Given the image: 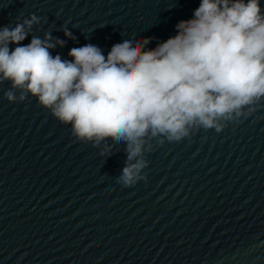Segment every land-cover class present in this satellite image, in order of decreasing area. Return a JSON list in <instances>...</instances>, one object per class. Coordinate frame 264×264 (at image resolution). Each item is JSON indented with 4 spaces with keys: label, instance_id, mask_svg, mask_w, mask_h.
<instances>
[{
    "label": "clouds",
    "instance_id": "clouds-1",
    "mask_svg": "<svg viewBox=\"0 0 264 264\" xmlns=\"http://www.w3.org/2000/svg\"><path fill=\"white\" fill-rule=\"evenodd\" d=\"M41 18L0 29V82L10 103L30 94L79 142L108 158L124 146L125 162L115 183L121 189L147 181L143 170L151 141L179 142L193 129L238 122L264 100V11L260 0H201L177 34L146 49L151 38L114 44L107 57L96 45L70 49L71 60L50 49L65 41L45 32L21 42ZM65 36L72 38L69 30ZM18 45L10 49L9 45ZM19 92V95L16 93ZM111 141V143H109Z\"/></svg>",
    "mask_w": 264,
    "mask_h": 264
}]
</instances>
